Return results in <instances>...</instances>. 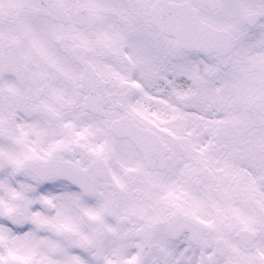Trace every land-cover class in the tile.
I'll list each match as a JSON object with an SVG mask.
<instances>
[{
  "label": "snow or ice",
  "instance_id": "obj_1",
  "mask_svg": "<svg viewBox=\"0 0 264 264\" xmlns=\"http://www.w3.org/2000/svg\"><path fill=\"white\" fill-rule=\"evenodd\" d=\"M0 264H264V0H0Z\"/></svg>",
  "mask_w": 264,
  "mask_h": 264
}]
</instances>
